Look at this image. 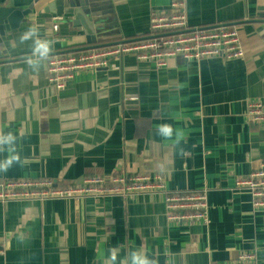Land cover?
<instances>
[{
    "label": "crops",
    "instance_id": "1",
    "mask_svg": "<svg viewBox=\"0 0 264 264\" xmlns=\"http://www.w3.org/2000/svg\"><path fill=\"white\" fill-rule=\"evenodd\" d=\"M55 1L0 0L32 10L16 37L20 54L32 55V41L19 38L33 26L51 52L84 44L82 29L47 11ZM172 1L104 0L115 25L107 39H146L152 14ZM183 1L190 26H234L244 56L175 57L163 67L127 56L79 71L61 89L49 80V56L37 71L28 59L0 64V133L17 136L23 161L0 182L76 186L95 175L157 174L172 190L206 189L210 223L169 222L157 192L0 202V264H111L112 252L115 264H130L133 251L158 264H215L244 250L264 264V212L236 186L264 162V123L244 115L250 101L264 100V0ZM160 125L172 126L173 139L157 134Z\"/></svg>",
    "mask_w": 264,
    "mask_h": 264
},
{
    "label": "built area",
    "instance_id": "2",
    "mask_svg": "<svg viewBox=\"0 0 264 264\" xmlns=\"http://www.w3.org/2000/svg\"><path fill=\"white\" fill-rule=\"evenodd\" d=\"M53 27L54 30H58L57 25L54 24ZM150 29L149 36L152 37L144 40L120 42L98 49L49 56L47 63L50 82L61 89L69 80L75 78L79 71L106 68L112 66L114 60L127 56H133L139 61L153 62L158 67L166 66L168 60L175 57L234 60L244 56V49L234 26L228 24L211 27L190 26L183 0H174L168 9L154 12L150 18ZM132 99L129 96L125 97L127 101ZM244 115L250 123H264V100L250 101ZM236 186L249 189L254 209L264 212V162L249 176L236 180ZM153 192L163 195L166 218L169 222L184 223L187 226L197 224L206 226L210 223L206 189L192 192L172 190L157 174L109 177L95 175L84 178L82 183L76 186H62L52 179L43 177L0 182V202L69 198L80 201L89 196L117 195L125 198ZM257 260L255 250H244L234 262L215 264H258Z\"/></svg>",
    "mask_w": 264,
    "mask_h": 264
},
{
    "label": "water",
    "instance_id": "3",
    "mask_svg": "<svg viewBox=\"0 0 264 264\" xmlns=\"http://www.w3.org/2000/svg\"><path fill=\"white\" fill-rule=\"evenodd\" d=\"M105 4L104 0H56L55 9L47 11L50 14L68 17L74 27L82 29L84 44L72 51L98 49L120 42L144 40V38L108 40L107 35L114 30L115 25L110 13L104 8ZM31 13V9L19 10L15 7H0V64L32 57V55L20 54L15 45L16 37L22 30L21 26ZM48 23H53L51 18ZM150 37L152 36L147 38ZM72 51L58 50L51 52L49 56Z\"/></svg>",
    "mask_w": 264,
    "mask_h": 264
},
{
    "label": "clouds",
    "instance_id": "4",
    "mask_svg": "<svg viewBox=\"0 0 264 264\" xmlns=\"http://www.w3.org/2000/svg\"><path fill=\"white\" fill-rule=\"evenodd\" d=\"M20 43L32 41V57L28 59V66L33 71H37L42 66V62L46 59L52 51V42L41 39L39 37V29L35 26L30 27L20 36ZM157 134L166 140L173 139V128L170 125H160L157 127ZM176 143H179L177 139ZM11 153V155L0 159V173H6L13 165H21L23 161L17 153V136L12 133H0V153ZM111 264H115L117 254L112 252L110 254ZM130 264H158L155 259H150L139 251L130 253Z\"/></svg>",
    "mask_w": 264,
    "mask_h": 264
},
{
    "label": "trees",
    "instance_id": "5",
    "mask_svg": "<svg viewBox=\"0 0 264 264\" xmlns=\"http://www.w3.org/2000/svg\"><path fill=\"white\" fill-rule=\"evenodd\" d=\"M132 42V41H131Z\"/></svg>",
    "mask_w": 264,
    "mask_h": 264
}]
</instances>
